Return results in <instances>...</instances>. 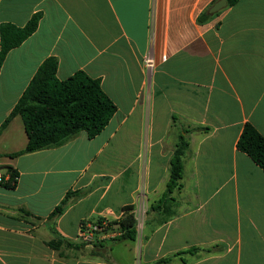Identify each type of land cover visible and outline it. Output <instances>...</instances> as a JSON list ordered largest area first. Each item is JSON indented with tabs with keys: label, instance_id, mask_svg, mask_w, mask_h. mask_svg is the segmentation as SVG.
Listing matches in <instances>:
<instances>
[{
	"label": "crops",
	"instance_id": "0c3cea01",
	"mask_svg": "<svg viewBox=\"0 0 264 264\" xmlns=\"http://www.w3.org/2000/svg\"><path fill=\"white\" fill-rule=\"evenodd\" d=\"M217 1L0 0V25L24 26L41 13L36 31L2 64L0 127L49 57L58 60L59 79L78 70L98 78L117 107L94 138L82 131L62 146L17 157L6 154L27 144L23 121L25 139L15 137L21 117L0 134V154L9 159L0 166L20 173L15 188L0 186V264H110L90 253L91 244L64 246L61 256L43 221L21 217L23 207L46 218L69 189L93 183L57 219L62 235L77 240L83 219H117L133 203L148 230L125 240L139 250V264L193 247L212 250L177 255L171 264H264V170L237 147L246 122L264 136V0L210 13ZM204 11L211 17L200 22ZM173 115L181 125L172 127ZM179 126L189 128V148L173 194L176 213L146 225L145 211L166 189ZM119 243L112 253L121 264Z\"/></svg>",
	"mask_w": 264,
	"mask_h": 264
},
{
	"label": "trees",
	"instance_id": "16d2710c",
	"mask_svg": "<svg viewBox=\"0 0 264 264\" xmlns=\"http://www.w3.org/2000/svg\"><path fill=\"white\" fill-rule=\"evenodd\" d=\"M237 1L227 0V3L233 5ZM210 17L211 14L204 11L198 19L203 22ZM40 18L41 13L38 12L33 14L24 26L10 22L0 25V70L7 53L36 31ZM57 69V58H47L40 65L9 116L1 125L0 134L14 117L20 116L27 135L26 146L21 150L6 154L7 156L17 157L25 153L59 147L75 138L82 131H85L89 138H94L105 129L115 114L117 107L103 90L98 78L90 76L83 70H78L62 80L57 77ZM178 119V116H172V127L181 125ZM179 127L180 134L170 161L166 189L162 196L145 211L144 223L146 225L159 226L176 213L178 200L173 194L182 187L184 158L189 148V142L185 136L189 128ZM193 129L207 131L210 130V127L196 126ZM237 147L248 154L264 170V136L252 123H245L237 141ZM0 174V186L16 187L20 173L14 166H0ZM7 175L9 176L6 177ZM94 187L95 183L85 188L69 189L46 218L36 216L23 207L20 208L23 215L21 217L31 223L43 221L53 234V238L48 241V244L59 251L61 256H66L62 250L64 246L80 250L92 241L83 240L81 235H78L77 240L62 235L56 227V221L71 204L88 194ZM135 207L133 203L124 205L122 215L109 221L106 230H115L117 234L92 242L90 249L92 255L101 256L110 264H118L112 253L114 244L124 240H135L138 236ZM102 220V217L83 219L81 230L84 231L89 222L100 224ZM145 237L147 238V236ZM199 250L209 252L212 249L189 248L162 257L156 264H171L175 256Z\"/></svg>",
	"mask_w": 264,
	"mask_h": 264
},
{
	"label": "rangeland",
	"instance_id": "374dc122",
	"mask_svg": "<svg viewBox=\"0 0 264 264\" xmlns=\"http://www.w3.org/2000/svg\"><path fill=\"white\" fill-rule=\"evenodd\" d=\"M20 119V118H19ZM20 124H17L15 131V137L18 139V137L21 135V140L22 138L25 139V135L22 134V120H18ZM16 123L13 125V128L15 127ZM21 125V126H20ZM5 138L0 139V144L4 142ZM7 142V141H6ZM16 146H18V143H15ZM2 146V145H0ZM9 160L4 154H0V163L5 162ZM2 169V168H1ZM143 210H140V213L142 214ZM139 213V215H140ZM137 227H138V236L141 238L143 234H145L148 230L143 228V220L141 217H139V220L137 219ZM101 232L96 231L93 233V235L90 237L92 242H95L100 239ZM82 238V237H81ZM81 240V239H80ZM91 242V243H92ZM90 243V244H91ZM114 254L118 258V260L121 262V264H139V250L136 248L135 244H133L131 241H122L119 244H117L114 247Z\"/></svg>",
	"mask_w": 264,
	"mask_h": 264
},
{
	"label": "built area",
	"instance_id": "2783aa9c",
	"mask_svg": "<svg viewBox=\"0 0 264 264\" xmlns=\"http://www.w3.org/2000/svg\"><path fill=\"white\" fill-rule=\"evenodd\" d=\"M146 63L148 65H152V60L150 58H146ZM0 178H1V174H0ZM109 221L106 218H103L102 222L100 224L97 223H92L89 222L86 224L85 230L80 232V235L82 237L83 240L87 241V242H91V236L93 235L94 232L96 231H100L101 233H105L108 231H112V229L106 230V227L109 225ZM117 234L116 231L113 232V235ZM112 236V235H109ZM91 237V238H90ZM108 237V236H106Z\"/></svg>",
	"mask_w": 264,
	"mask_h": 264
},
{
	"label": "water",
	"instance_id": "95a60500",
	"mask_svg": "<svg viewBox=\"0 0 264 264\" xmlns=\"http://www.w3.org/2000/svg\"><path fill=\"white\" fill-rule=\"evenodd\" d=\"M227 6V0H218L214 3V5L210 8V13H215L223 9Z\"/></svg>",
	"mask_w": 264,
	"mask_h": 264
}]
</instances>
